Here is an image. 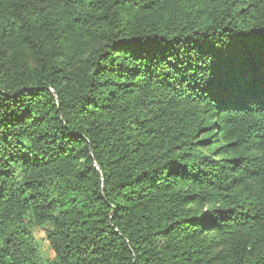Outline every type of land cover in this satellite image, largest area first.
Returning a JSON list of instances; mask_svg holds the SVG:
<instances>
[{
	"label": "trees",
	"instance_id": "1",
	"mask_svg": "<svg viewBox=\"0 0 264 264\" xmlns=\"http://www.w3.org/2000/svg\"><path fill=\"white\" fill-rule=\"evenodd\" d=\"M248 34L264 0H0V264H264V102L199 80Z\"/></svg>",
	"mask_w": 264,
	"mask_h": 264
},
{
	"label": "snow or ice",
	"instance_id": "2",
	"mask_svg": "<svg viewBox=\"0 0 264 264\" xmlns=\"http://www.w3.org/2000/svg\"><path fill=\"white\" fill-rule=\"evenodd\" d=\"M257 47L261 52L258 73L253 59ZM205 64L199 80L210 99H229L243 93L264 102V36L233 37L230 46L208 52Z\"/></svg>",
	"mask_w": 264,
	"mask_h": 264
},
{
	"label": "rangeland",
	"instance_id": "3",
	"mask_svg": "<svg viewBox=\"0 0 264 264\" xmlns=\"http://www.w3.org/2000/svg\"><path fill=\"white\" fill-rule=\"evenodd\" d=\"M35 235L39 242L40 247V256L44 261H51L54 258V251L49 245V242L47 241L45 237V232L42 229H36Z\"/></svg>",
	"mask_w": 264,
	"mask_h": 264
}]
</instances>
